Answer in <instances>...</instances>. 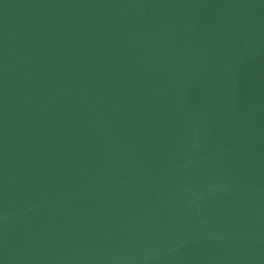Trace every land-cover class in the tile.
<instances>
[{
    "label": "water",
    "instance_id": "water-1",
    "mask_svg": "<svg viewBox=\"0 0 264 264\" xmlns=\"http://www.w3.org/2000/svg\"><path fill=\"white\" fill-rule=\"evenodd\" d=\"M0 264H264V0H0Z\"/></svg>",
    "mask_w": 264,
    "mask_h": 264
}]
</instances>
